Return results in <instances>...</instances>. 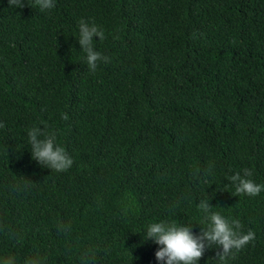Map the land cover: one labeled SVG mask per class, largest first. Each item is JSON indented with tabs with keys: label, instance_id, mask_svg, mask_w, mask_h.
I'll return each instance as SVG.
<instances>
[{
	"label": "trees",
	"instance_id": "16d2710c",
	"mask_svg": "<svg viewBox=\"0 0 264 264\" xmlns=\"http://www.w3.org/2000/svg\"><path fill=\"white\" fill-rule=\"evenodd\" d=\"M23 2L0 0V257L158 264L146 227L199 234L208 200L255 233L226 264H264V191L234 196L228 180L247 168L264 184V0ZM81 19L106 36L93 37L111 58L95 73ZM34 126L55 132L71 168L32 159Z\"/></svg>",
	"mask_w": 264,
	"mask_h": 264
},
{
	"label": "clouds",
	"instance_id": "9594fccd",
	"mask_svg": "<svg viewBox=\"0 0 264 264\" xmlns=\"http://www.w3.org/2000/svg\"><path fill=\"white\" fill-rule=\"evenodd\" d=\"M41 12L55 7V0H34ZM9 8H24L23 0H8ZM78 43L80 50L85 54L88 71L95 73L100 62H110V57L102 55L94 48L93 37L98 40L106 39L105 33L96 24L83 19L78 22ZM62 119L67 120V114H62ZM5 127L0 122V128ZM28 142L31 145V155L38 164L55 172H65L71 168L73 159L67 151L58 146L56 134L47 128L32 127L27 131ZM252 171L243 169L242 174L237 172L228 177L235 186L234 196L246 195L255 197L264 191V184L255 183L250 177ZM28 181V180H27ZM29 182V181H28ZM30 183V182H29ZM198 209L202 212V222L206 227H201L199 234L191 230L192 224H168L164 221L153 222L146 227L143 239L151 240L161 247L155 252L158 264H198L207 249L218 247L216 260L219 264H226L228 258L239 253L255 240V233L249 229L242 231L243 225L239 219L226 218L220 212L212 211L208 200H201ZM62 230L66 227L59 226ZM87 258V253H85ZM0 264H18L14 254L0 257ZM23 264H40L38 258L28 257Z\"/></svg>",
	"mask_w": 264,
	"mask_h": 264
}]
</instances>
